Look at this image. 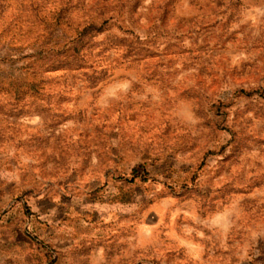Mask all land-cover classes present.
I'll return each mask as SVG.
<instances>
[{"label":"rangeland","instance_id":"374dc122","mask_svg":"<svg viewBox=\"0 0 264 264\" xmlns=\"http://www.w3.org/2000/svg\"><path fill=\"white\" fill-rule=\"evenodd\" d=\"M0 264H264V0H0Z\"/></svg>","mask_w":264,"mask_h":264},{"label":"trees","instance_id":"16d2710c","mask_svg":"<svg viewBox=\"0 0 264 264\" xmlns=\"http://www.w3.org/2000/svg\"><path fill=\"white\" fill-rule=\"evenodd\" d=\"M94 25L95 24H92V26L91 27H94ZM81 33L80 34H78V36L75 38V40H77V42H78V44H80L81 43ZM80 42V43H79ZM44 45H42V48H41V53H43V54H50V53H52V54H56V53H59V52H64V53H66V52H68V51H72V53L73 54H76V53H80V51H81V49H82V47H83V45H80V47L78 48V47H69V48H67V46L68 45H64V46H52V47H50V48H48V49H44V47H43ZM67 49V50H66Z\"/></svg>","mask_w":264,"mask_h":264}]
</instances>
